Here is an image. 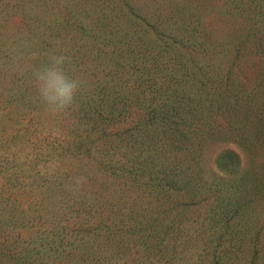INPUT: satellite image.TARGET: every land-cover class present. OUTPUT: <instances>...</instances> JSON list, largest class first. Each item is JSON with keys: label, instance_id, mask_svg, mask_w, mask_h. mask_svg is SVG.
Returning <instances> with one entry per match:
<instances>
[{"label": "trees", "instance_id": "trees-1", "mask_svg": "<svg viewBox=\"0 0 264 264\" xmlns=\"http://www.w3.org/2000/svg\"><path fill=\"white\" fill-rule=\"evenodd\" d=\"M0 264H264V0H0Z\"/></svg>", "mask_w": 264, "mask_h": 264}, {"label": "clouds", "instance_id": "clouds-1", "mask_svg": "<svg viewBox=\"0 0 264 264\" xmlns=\"http://www.w3.org/2000/svg\"><path fill=\"white\" fill-rule=\"evenodd\" d=\"M69 57L52 52L47 60L32 71L36 96L52 114L70 109L79 93L82 80L67 70Z\"/></svg>", "mask_w": 264, "mask_h": 264}]
</instances>
